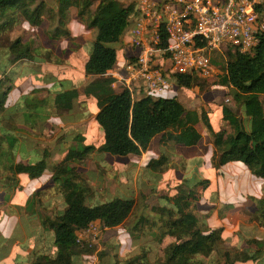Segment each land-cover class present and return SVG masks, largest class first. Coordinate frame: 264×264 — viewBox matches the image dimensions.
<instances>
[{
	"label": "trees",
	"instance_id": "1",
	"mask_svg": "<svg viewBox=\"0 0 264 264\" xmlns=\"http://www.w3.org/2000/svg\"><path fill=\"white\" fill-rule=\"evenodd\" d=\"M94 3L95 0H57L58 11L54 12L48 7L47 0H0V160L5 158L12 162L10 171H0V189L5 193L20 186V176L41 180L50 153L44 150L34 164L16 162V146L18 148L20 144L16 118L20 114L26 116V113L23 114L25 108H17V105L8 108L11 93L19 85L16 68L23 61L43 63L45 60L38 54L34 56L31 44L21 38L8 41V46L1 44L2 34L22 22L38 27L44 23L45 15L49 14V21L53 20L57 26L47 31L48 41L55 43L57 39L60 40V37H56L58 34L71 38V32L65 31L63 26L71 19L72 9H75L73 12L78 10L77 17L81 18L86 10L92 12ZM258 10L264 17V3ZM138 13L136 3L124 7L118 0H99L92 13L93 18L87 26L97 29V35L85 64V73L94 80L85 88L84 94L97 100L96 120L103 129V144L99 148L88 146L84 150L70 149L56 165L52 180L63 181L61 194L64 210L55 215L39 212L42 225L40 236L45 239L47 246L45 252L34 251L22 264L27 260L28 264H76L82 246L77 243V231L96 221H100L104 229H114L123 225L132 215L136 206L135 198H114L97 205H88L91 189L77 168L72 166L73 163L85 161L95 151L120 157L141 156L157 136L162 137L163 143L194 147L202 140L197 126L202 124L208 129L213 128L206 111L188 110L176 97H154L143 93L135 97L128 89L120 87V92H117L112 87L114 79L108 73L115 67L118 54L111 45L121 40L129 26V19ZM166 45L167 39L163 34L162 46ZM228 54L230 58L226 65L222 66L219 60L213 58L214 55L212 63L223 67L225 75L220 78V84L230 88V94L240 107L242 116L230 107L222 108L223 119L231 131L222 129L214 132L212 129L215 154L220 166L240 162L254 176L264 180V34L253 51L232 53L229 50ZM36 70L38 72L39 68ZM172 81L187 90L201 83L199 77L191 74H173ZM41 90L46 88L33 89L32 93ZM79 96L76 89L58 92L55 95V107L61 112L70 111ZM77 138L83 140L82 137ZM168 162L169 158L162 156L152 160L150 166L155 171H161ZM200 184L207 189L210 181L202 180ZM171 200L176 211L164 207L154 208V212H160L163 221L156 241L161 244L166 237L175 239L164 249V259L152 263L149 252L144 250L125 264H195V258H201L202 264L214 261L218 264H248L264 255V238L248 242L249 246L256 245V250L224 246L221 249L224 229L200 228L194 212V195L179 194ZM258 204L259 208L251 214L250 220L258 222L264 229V198ZM166 216L169 217L167 221L164 220ZM144 225H152L151 220L142 218L133 229L141 231Z\"/></svg>",
	"mask_w": 264,
	"mask_h": 264
},
{
	"label": "rangeland",
	"instance_id": "2",
	"mask_svg": "<svg viewBox=\"0 0 264 264\" xmlns=\"http://www.w3.org/2000/svg\"><path fill=\"white\" fill-rule=\"evenodd\" d=\"M118 1L122 6L126 7L130 2L136 0ZM47 2L50 10L52 9L54 12L58 11L57 0H47ZM98 2L99 0H95L94 5L92 6V12L90 10H86L84 17L81 18H73L71 16V19H69L68 23L63 26L65 31L71 32V38H67L65 34H58L59 36L56 37H60V40L57 39L55 43L48 41L49 36L47 35V31H52L57 26L53 20L49 21V14L45 15L46 18L44 23L38 27H32L28 23L22 22L19 23L15 28L8 31L6 30L4 34H2L3 42L1 44L8 46V41L10 42L16 40L17 38H21L24 42H29L31 44L33 52L35 53L34 56L38 54L39 57L44 58V60L47 62L42 65L38 62H20L21 66L16 68V73L18 76L17 81L19 85L11 93L8 108H12L17 105V108H25V111H23L24 114L27 113L28 110L33 111L35 106L45 105L48 106L50 112L57 115L59 110L57 107H55L56 93L76 89L79 91L80 95L85 96L84 90L92 81L90 82L88 79L86 80V77L79 78L77 74L76 77L78 78L74 79L70 70L81 69L85 64V60L88 59L93 50L97 29H90L87 25L93 18L92 13L97 7ZM72 11H75V9H72ZM77 11L78 10H76V13ZM134 18L135 17L133 16L131 21L134 22ZM130 29L131 23L126 29V32L124 33V36H122L121 40L118 43L111 45V47L116 49L118 54L116 66H122L125 62V57L129 50V48H127L128 43L126 41L130 35ZM84 35L86 37L85 39ZM228 52L229 49L223 48L222 51L214 52L213 58L219 60L222 66L226 65L230 58V54H228ZM37 68L40 70L39 74H37ZM222 71V75H225L224 70ZM222 75L209 79L200 78V86L190 90L179 87L176 85V83H174V81H171L174 90L164 93L163 96L166 98L176 97L186 106L188 110H207V114H209L210 123L213 126L212 129L214 132H216L218 129L221 130V128H228L230 132L231 128L221 116L222 108L230 107L239 116H242V112L230 94V88L220 84V78ZM37 76H39V78H37ZM42 76L48 80L42 79ZM30 80H34V85H32V81ZM51 83L52 86L48 87L47 85ZM36 88H46V90L32 93V89ZM117 92L120 91L117 90ZM154 97H160V95L155 94ZM262 99H264V97ZM50 108H52V110ZM96 110V112H98V107H96ZM93 113L94 110L91 109L90 117H92ZM27 116H30L29 120ZM25 117L26 122L29 125L28 127H30V131L34 135V139L35 137H38L39 139L40 136L44 135L39 134L41 133L42 129L37 124L40 125V122L32 123V115L26 114ZM198 126L204 136L202 141V145L205 149L204 155L199 157L193 156L191 168L190 164L188 165L186 161H176V166L174 165L175 167L179 166V172L183 174L188 172L185 176H176L174 175L176 173H167L165 176H163L160 174V172L155 171L154 168L150 166L152 156L159 158L165 155H171V148H165L162 146L160 136L154 138L152 144L150 145L148 149V155L150 156L143 165L144 167L140 173H135V169L131 164L128 167L123 166V170L120 168L118 170L108 167L101 162L90 161V158L83 162V166L86 168V175L84 174L82 178L88 182V178L92 176L95 178L96 183H99L98 187L103 188L104 190V193L100 196V200L99 198L96 200L88 199V205H97L114 198L111 197L110 193H107L109 189H111L110 184L109 186L105 184L107 179L110 177L121 179V181H124V183L127 184L129 188L128 194H118L117 196L125 199H132L136 197V194H139L138 199L136 200L138 203L137 208L131 215V218H129L127 226L130 233L132 234V237L128 233H106V230L103 229V234L98 244L92 246L83 244L80 247L79 252L81 256L78 257L79 259L77 260L76 264H125L127 260L139 256L144 252V250L149 252V258L152 263L162 261L164 259V249L171 243H174L175 239L172 237H166L161 243L162 245L156 241L163 221L161 220L160 212H152L150 208L164 207L176 211V207L171 199L172 197H175L179 194H192L195 196V203H197L194 212L198 217L200 228L203 230L223 226L227 230V232L225 231L224 235L225 240L228 238L235 240L236 238L240 243L244 240L251 239L250 237L263 240L264 232L261 230V226L258 222H255V225L252 227H246L243 224L238 227L240 223L237 224V222L240 218V213H244L246 208H251V211L259 208L258 203L256 204L255 208H253L251 207L250 202L255 201L256 203L264 198V186H260V188L257 189L258 194L248 193L247 196L241 188V186L243 188H248L247 181L243 180L244 177L241 175L243 172L239 170H246L245 167H242L241 164L220 166L218 163V157H216V154L213 151V147L209 146L210 141L213 143L212 129H208L204 125L202 127L200 124ZM57 131V127L55 126L48 130V132L52 135ZM103 135V129L98 123L87 124L80 127L72 126L66 128L60 135V138H62L61 146L57 148L51 147V149H49L51 155L53 156L50 160L51 164H53L52 167H54L59 160H63L65 154L70 149L74 148L77 150H84L88 146H95L98 148L102 143ZM80 136H82L84 139L81 140L77 138L74 139L75 141H72L73 138ZM63 137L66 138L63 139ZM35 141L22 140L21 144L18 145V148L16 146L17 155H20V160L17 159V161H20L24 164H32L41 158L44 149L39 147V145H36V143H34ZM158 150H160L161 153L157 157L154 154ZM11 164L12 162H8L5 160V158H2L0 160V171H10ZM94 166H96V169ZM174 169L176 170V168ZM225 169H232L231 175L226 174L224 172ZM241 178L243 182H241L240 185L238 180ZM202 180H210L211 182L213 181L214 184H218L217 186L220 187V197H218V194H216L217 197L214 200H218V198H220V203L222 206L226 207L227 210L231 212L228 219L216 223L215 220H219V218L215 216V213L216 208L219 205L213 201V203H210L207 207H205L202 212L196 211L198 210L199 206L198 201H200L201 197L203 198V194L201 195V193L204 192L206 194V189L200 184ZM231 184H233V186H230ZM252 186L255 189L254 183H252ZM62 188L63 181L60 180L58 182H54L52 188H43L40 192V195H36L34 197L35 202L41 201L43 213L47 212L55 215L62 211L60 206L56 205L53 208H49L43 203L45 201L48 202L49 198H54L56 195L61 196ZM135 188L137 189L138 193H135ZM51 192L53 193L50 195ZM142 205L147 206V208L139 213V208ZM7 211L8 205L5 203L4 193L0 192V223ZM249 211L250 210H248V212ZM142 218L150 219L152 225H144L141 231L132 229ZM243 219L244 221L247 220L245 218ZM164 220H169V217L166 216ZM28 223L29 222L27 221H23V224ZM11 225V222H7L4 225V230L0 228V233L2 234L0 236V264H22L25 261L23 256L25 253V247L20 249L15 247L13 249V242H11L13 237L10 238V233L12 232ZM233 227H238V231L240 232L238 235H236V237L232 235L228 236V230ZM26 242L28 241H24L22 243ZM224 243H222L223 245L221 246V249L223 246L225 247ZM256 248L257 246L254 245L253 250H256ZM11 251H13V256H11ZM102 253H105L103 257H101ZM5 256H8V259L4 258ZM262 257H264V255H262L258 261L253 262L252 264H264ZM11 259H13V261H11ZM193 262L195 264H202V259L195 258ZM210 264H218V262L214 261Z\"/></svg>",
	"mask_w": 264,
	"mask_h": 264
},
{
	"label": "built area",
	"instance_id": "3",
	"mask_svg": "<svg viewBox=\"0 0 264 264\" xmlns=\"http://www.w3.org/2000/svg\"><path fill=\"white\" fill-rule=\"evenodd\" d=\"M264 0H141L139 15L127 44L122 66L109 74L112 87L128 89L133 96H163L173 88L172 75L209 79L222 75L212 63L214 52L253 51L264 34V17L258 7ZM167 45L162 46V35ZM199 43L203 45H199ZM223 76V75H222ZM102 224L91 223L76 232L78 244L96 245Z\"/></svg>",
	"mask_w": 264,
	"mask_h": 264
},
{
	"label": "crops",
	"instance_id": "4",
	"mask_svg": "<svg viewBox=\"0 0 264 264\" xmlns=\"http://www.w3.org/2000/svg\"><path fill=\"white\" fill-rule=\"evenodd\" d=\"M140 1L141 0L132 1L129 4L136 3V5L139 7ZM138 15H139V13L134 16L135 17L134 22L131 21V18L133 16L129 19V25L131 23V29H130V35L126 41L127 43L131 39V33H132L133 28H134L135 20L137 19ZM72 17L73 18L77 17L76 12L72 11ZM85 38L86 37L84 35V39ZM87 60L88 59L85 60V64H86ZM44 63H47V62L45 61V62L40 63V64L42 65ZM85 64H84V66H82L81 69L70 70V72L73 75L74 79H77L78 77L79 78L86 77V80L88 79L91 82L94 80V78L86 75ZM115 67H116V65H115ZM39 71L37 72V74H39ZM110 72L111 71H109L108 75L110 74ZM76 74L78 75V77H76ZM37 78H39V76H37ZM42 79H45L44 76H42ZM45 80H48V79H45ZM30 81H32V85H34V80H30ZM47 86L48 87L52 86V83L47 85ZM119 88L120 87L118 86L115 89L118 90ZM173 90H174V87L172 89H170L169 91H173ZM96 107H97V100L93 96H86V95L85 96L80 95L77 99H75L73 108L70 111H67V112L66 111L65 112L59 111L57 115L50 112L48 106H45V105L35 106V109L33 111L28 110L26 114L32 115V117H31L32 123L40 122V125L37 124L42 129L41 133H39V134H41V135L44 134V135L40 136L39 139H38V137H35V139H34V135L30 131V127H28L29 125L26 122V117L22 116L20 114L16 118V120H17L16 132H17V135L19 136L20 144H21L22 140H24V141L25 140H34V141L38 140V141H35L34 143H36V145H39V147H41L44 150H47L50 153L49 149H51V147L57 148V147L61 146L62 138H60V135L63 133V131L66 128L72 127V126L80 127V126H84L87 124H96L97 123L96 117H97V113H98V112H96L97 111ZM50 109L52 110V108H50ZM91 109L94 110L92 117H90V110ZM206 112H207V110H206ZM87 115H88V117H87ZM208 116H209V114H208ZM221 116L223 118V114ZM29 118H30V116H29ZM29 118H28V120H29ZM91 119H92V123H91ZM200 125L203 127L202 124H200ZM54 126L57 127L58 131L52 135L48 132V130L52 129ZM197 128L201 132L199 126H197ZM222 129L228 130V128H221V130ZM218 131H220V129H218L216 132H218ZM201 134H202V140L198 143V145H196L194 147H185L182 145H174L171 143H163L162 142V146L165 148L170 147L171 148L170 150L172 152H171V155H169V156L165 155L169 158V162L161 171H158V172H160V174H162L163 176H165L167 173H172V174L176 173V174H174L176 176L177 175H180V176L187 175L188 172H186L185 174L179 172V170H178L179 166L175 167L176 166L175 163H176V161H179V162L186 161L188 163V165L190 164V168H191V163L193 160L192 157L193 156L199 157V156L204 155L205 149H204V146L202 145L203 144L202 141H203L204 136H203L202 132H201ZM80 137H82V136H80ZM45 138H48V139H45ZM65 138L66 137H63V139H65ZM74 139H77V137L73 138L72 141H75ZM82 139H84V138L82 137ZM103 140H104V135H103ZM103 140H102V143L99 145V147L102 146ZM211 142L212 141H210L209 146L213 147V151L215 153L216 149L214 147V144ZM73 144H75V143H73ZM160 153H161L160 150H158L157 152H155L154 155L158 157L160 155ZM130 156H134V157L112 156L110 154H104V153H100L99 151H95L93 154H91L89 156V158H90V161L101 162V163H104L105 165H107L108 167H111L113 169L115 168L118 170H119V168L121 170H123V168H124L123 166L128 167L131 164V165H133V168L135 169V173H140L144 167L143 165L146 163V161L148 160L150 155H148V150H147L141 156H136V155H130ZM52 157L53 156L50 153V156L47 159V169H46V172L43 175L41 180H29L24 176H20L19 177L20 178V186L19 187L14 188L13 190H11L8 193H5L2 189H0V192L4 193V200H5V203L8 205V211L4 215V218L2 219V221L0 223V228L2 230H4V225L7 222L12 223V225H11L12 226V232L10 233V238L13 237L11 239V242H13V249L15 247H18V249L25 247V253L23 255L24 260H26L29 257V255L32 254L34 251H37L38 253L45 252V248L47 246L45 239L41 238V236H40V233L42 231V225H41V219L39 216V212L42 211V203H41V201L35 202L34 197L36 195H40V192L43 188H52V186L54 184V181L52 180L53 172L55 171L56 165L59 162H61L62 160H59L57 162V164H55V166L52 167L53 164H51V161H50ZM159 158H155L154 156H152L151 159L156 160ZM17 159L20 160V155L19 156L17 155L16 162H18ZM83 162H80L78 164L77 163L72 164L73 167L77 168V171L81 176H83L84 174L86 175V168L83 166ZM32 164H34V163H32ZM231 164L232 165L233 164H236V165L241 164V166L245 167V169H246V170L239 169L240 171L243 172L241 174L242 177H244L243 180L247 181L248 188H243L241 186V188L246 193V195L248 196V193L258 194L257 189L260 188V186H264V180L254 176L248 170V168L240 162H231L225 166H228ZM94 167L96 169V166H94ZM232 167H234V166H232ZM174 168H176V170ZM231 170L232 169H230V170L225 169L224 172L226 174L231 175ZM188 171H189V169H188ZM91 177L88 178V184H89V187L91 189L90 197H88V199L96 200L99 198V200H100V198H101L100 196L104 193V190H103V188H99L98 187L99 183H96L95 178H93V177L91 178ZM253 178H255V179H253ZM92 179H94V180H92ZM243 180H242V178L240 180H238L240 185H241V182H243ZM108 181H109V183H108ZM252 183H254L255 189L253 188ZM105 184L107 186H109V184H110V186H111V189H109V191L107 192V193H110L111 197L121 198L120 196H117V195L118 194L119 195L120 194L121 195L128 194L129 188H128L127 184L124 183V181H121V179H118V178L115 179V178L110 177L107 179ZM217 185L218 184H214L213 181L212 182L210 181V185L206 189V194L204 192L201 193V195L203 194L202 195L203 198L201 197L200 201L197 200L199 202V206H198V210H196V211L202 212L204 210V208L207 207L210 203L215 202L216 204L219 205L216 208V213H215V216H217V218H219V220L217 219L215 221H216V223H219V222L224 221L225 219H228L231 212H229L226 207L222 206V204L220 203V198H218V200H214L217 197L216 194H218V197H220V187ZM230 186H233V184H231ZM136 192L138 193L137 189L135 188V193ZM52 193L53 192H51L50 195ZM138 194H136V197H134L135 200L138 199ZM263 197H264V194H263ZM43 203L49 208H53L57 205V206H60L62 210H64V207H65L62 194H61V196L56 195L54 198H49L48 202L45 201ZM102 203H104V202H102ZM196 203H195V206H196ZM250 203H251V207L255 208V206L258 202L255 203V201H251ZM137 205H138V203L136 201V206H135L133 212H135ZM146 208H147V206L142 205L139 208V213L141 211L145 210ZM154 208L155 207L150 208L152 212L154 211ZM195 209H196V207H195ZM248 210H250V211L248 212ZM254 211H251V208H249V209L246 208L244 213L243 212L240 213V218L237 222V224L240 223L238 225V227L242 224L246 227H249V226L252 227L253 225H255V221H251L249 218ZM16 213H18V214H16ZM20 215H22V216H20ZM130 218H131V216H130ZM243 218H245L247 220L244 221ZM23 221H25V222L27 221L29 223L23 224ZM128 222H129V219L123 225H121L119 227H116L114 229H105L106 233L117 232V234H118L120 232V233H128L131 236L132 234L130 233V231L127 227ZM96 223L101 224L100 221H96ZM238 227L237 228H234V227L230 228V230H228V233H229L228 236L232 235V236L236 237V235H238L240 233L238 231ZM219 228L224 229L223 240L225 241L224 245L227 248H231V249L237 248L240 250H243V249L249 250V249H251V247L253 249V246H254V245L249 246L248 245L249 241H254V240L255 241L256 240L261 241L262 240L259 238H252V237H250L251 239L244 240L241 243L236 238H235V240H231L230 238L225 240L224 239L225 231L227 232L225 227L220 226L218 228H210V229H219ZM261 230L264 232V229L262 227H261ZM1 235L2 234L0 233V236ZM49 240L51 242V238ZM24 241H28V242L22 243ZM12 252L13 251H11V256H13ZM4 258L8 259V256H5ZM11 261H13V259H11ZM27 262H29V261L27 260ZM27 262L24 264H28ZM252 263L253 262L248 263V264H252Z\"/></svg>",
	"mask_w": 264,
	"mask_h": 264
}]
</instances>
